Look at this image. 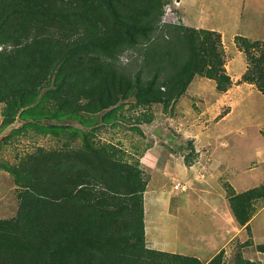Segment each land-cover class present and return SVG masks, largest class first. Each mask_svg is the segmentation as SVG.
<instances>
[{"label":"trees","instance_id":"1","mask_svg":"<svg viewBox=\"0 0 264 264\" xmlns=\"http://www.w3.org/2000/svg\"><path fill=\"white\" fill-rule=\"evenodd\" d=\"M168 2L0 0V133L21 120L18 133L28 128L59 143L17 165L0 163L19 202L14 218L0 219V264H203L147 246L148 181L140 163L96 141L100 128L126 120L124 102L131 98L146 111L136 125L149 124L150 108L167 111L197 76L215 81L219 93L231 88L221 34L186 26L180 8L183 23L160 29ZM234 42L248 61L244 82L264 95V41L237 35ZM226 191L235 221L250 231L264 185ZM258 247L264 252V244ZM223 258L220 251L207 264H224Z\"/></svg>","mask_w":264,"mask_h":264},{"label":"rangeland","instance_id":"2","mask_svg":"<svg viewBox=\"0 0 264 264\" xmlns=\"http://www.w3.org/2000/svg\"><path fill=\"white\" fill-rule=\"evenodd\" d=\"M197 1H199V7L205 10V5L209 4L210 0ZM212 1H215L214 5H218V7L226 5L222 2L223 0ZM237 1L245 4L243 7L241 2L238 3L243 23H237L232 19V25L223 29L225 41L228 43L229 57L232 59V65L229 64V68L228 70L226 68V71L227 73L230 72L233 77L241 73L245 66L246 73L249 67L245 53H237L234 51V46L230 45L235 39H232L233 36L235 34L249 33L264 39V0L258 2L256 0ZM179 7L181 8V2ZM188 13L192 20L199 16L200 10L195 7L189 10ZM225 15L224 13L221 16L217 15L223 26H226L225 23L231 24ZM224 51L226 63V50ZM132 56L135 58L138 55L134 52ZM137 61L132 65L140 64L142 59ZM243 75L237 83H234V85L232 83L229 89L230 92L224 95L223 103L220 100L222 104H219L216 99H213V101L205 99L192 101L187 97L185 102H181L179 108L175 109L173 113V117L176 119L175 123L172 124L169 121L168 124L171 126H167L168 129L164 126H158V131L160 132L166 131L168 133L171 132L170 134H175L179 138L177 141L184 143L183 147L185 148L188 142L183 140V134L189 130L191 125L193 127L203 126L216 129V124H224L225 126L222 128L225 130H219V132L227 134L225 136L226 142L224 143L228 151L225 150L223 154L226 155L229 166L227 169L223 168L219 171L222 176L224 175V180L222 178L218 180V183L219 186L222 185L225 191L227 185H231L239 191L264 185V95L256 85L244 82ZM196 78L207 80L204 85L208 89L210 88L211 90L214 87L213 81L209 82L207 78L200 76ZM186 100H191V103L189 101L186 102ZM4 107L5 104L0 103V128L4 119ZM189 110L190 112L193 111V123L191 117L187 120ZM157 111L166 112L163 106L156 105L154 108H150L149 114L151 112L154 114ZM145 112V108L136 106L134 98L129 99L124 102L122 114L126 120L118 122L115 126L100 128L96 135V141L101 144L111 143L122 148L124 160L130 163L138 161L144 173V178L149 184L152 181V176L149 173L151 169L142 163L141 156L143 157L152 147V149H155L154 147L157 146L158 149L159 146H165L166 144L156 137L151 136L149 138L145 134L146 130L143 123L136 125V118ZM221 114L228 115L220 121L218 118ZM131 115H134L133 118ZM186 115L187 117H185ZM199 115L203 117L198 118ZM40 123L44 126L57 124V122L47 120H43ZM159 123L163 124L160 121ZM24 124L23 121L17 120L0 133V163L14 166L19 164L25 155L34 153L38 148L51 150L59 147L57 139L52 136L44 137L32 129L26 128L18 133V129L23 127ZM62 124L79 127L78 123L72 121H66ZM134 124L140 132L136 131L134 133L131 131ZM177 125L179 129L175 127ZM170 137L175 139L173 136ZM162 140H165V137ZM167 145L170 146L171 143L168 142ZM178 155L181 160L184 157L186 158L187 169L190 170L188 161L192 160L191 149H182ZM198 162L196 161L194 164ZM204 164V161L203 163H198L195 170L188 172L190 177L186 179L180 178L177 180L171 176L163 179L160 172L153 175V181L146 196V203H148L146 204L148 210V244H146L150 248L163 250V252H174L187 256L199 255L202 260L209 258V256L214 258L220 251H223L224 264H241L242 259L264 264V252H261L260 247H258L264 244V199L253 202L256 213L250 224L251 230L241 231L242 229L238 224H234L229 217V211L231 210L228 207V195L225 200L214 201L220 205L223 202L224 205H227L229 211L224 208L214 213L212 207L210 208L206 204V195L199 192L201 186L198 184L200 183H193L194 172L197 174L201 173V176H206L205 172L209 171V165L204 166ZM179 183L187 185V192L179 193L174 190V186ZM171 188L173 194L169 198ZM15 189L13 178L6 171L0 169V219H12L17 215L19 202L15 195ZM176 202H178L179 206L177 212L174 211ZM248 240L252 241V243L247 244Z\"/></svg>","mask_w":264,"mask_h":264},{"label":"crops","instance_id":"3","mask_svg":"<svg viewBox=\"0 0 264 264\" xmlns=\"http://www.w3.org/2000/svg\"><path fill=\"white\" fill-rule=\"evenodd\" d=\"M181 1V13L183 14V17L185 18V23L187 24L186 26L189 27H193V28H197V29H205V30H211V31H216L218 33L221 34L222 36V43L224 45V50H226V68L228 70V65H232V59L229 57V52H228V43L225 41V37H224V32L223 29L224 28H229L232 25V19L235 22H242L241 19H243L242 15H240L241 10L238 8V3H240L241 1H237V0H223L222 2L226 5H223L222 7L218 5H214L215 1H212V3L206 4L205 5V10L199 7V1L197 0H180ZM247 1H251V0H247ZM257 2L260 0H256ZM242 3V2H241ZM243 7L245 6L244 3H242ZM199 8L200 10V14L197 18H193L191 20L190 14L188 13L189 10L193 9V8ZM207 11V14H206ZM222 13L226 14L225 17L226 19H229V21L231 22V24L225 23L226 26H223V24L220 22L219 18H217L218 16H221ZM221 18V17H220ZM245 22V21H244ZM243 23V22H242ZM241 36H244L250 40H264V39H260V37L253 35H250L249 33H244V34H240ZM235 36H237V34H235L233 36L232 39L235 38ZM230 45L234 46V51H236L239 54H243V52L239 51V49L236 47V44L234 41H232V44L230 43ZM245 65H246V60L244 61ZM246 70V66L245 69L239 73L238 75H235V77H233V75L228 72V74L231 76L232 78V82L233 85L234 83H237L238 80H240L241 76L245 73ZM203 81V82H202ZM209 82H212L213 80H209ZM204 82H207V80H203L200 78H196L191 86L189 87V89L187 90V92L178 100L177 103H175V105H172L168 111H166L165 113H163L162 111L159 112H155V116L152 120L151 123L149 124H144V128L146 130V135L150 138L152 137H156L158 140L163 141L166 145L165 146H159V148L157 149V146L154 147L155 149L150 148L144 155L143 157L141 156V161L142 163H144L146 166L150 167L151 171H149V173L152 176V181H153V175L156 173H161L163 176V179L166 177H173L174 179L179 180L181 179H186L190 176H188V172L191 170H195V168H197V164L199 163H203L204 161V166L209 165L208 166V170L206 171V176H201L200 174H197L194 172L193 175V183H200L198 185H200L201 187L199 188V192H202L203 195H206V204H208V206L213 209V212L215 213L218 210H222L224 208H227V210L229 211L230 207L228 204L224 205L223 202H221V205L216 201H221V200H225L227 197V193L225 191V189L222 187L221 185V181H220V185L218 183V180L222 179L224 180V175L222 176V173H219L220 170H222L223 168H228L229 164L227 159H226V155L223 154V152L225 150L228 151V149L226 148V145L224 142L225 141V136L227 134H223L219 132L223 131L225 129H223L222 127H224V124L218 123L216 124V129L215 128H205L203 126L199 127V126H194L191 125L189 130L183 134V140L188 142L186 144V147H183L184 143H180L179 141H177L179 138L175 135V134H170L166 131L160 132L158 131V126H164L165 128L168 129L167 126H171L168 124L169 121H171V123H175L176 119L175 117H173V113L175 111V109L179 108V104L181 102H185V99L188 97L190 98L192 101H199V100H210L213 101V99H216L219 104L223 103V98L224 95L228 94L230 91H227L225 93H219L216 90V83L215 81H213L214 83V87L210 90V88L208 89L207 86L204 85ZM218 97H220L219 99H217ZM191 100H186V102H190ZM221 100V102H220ZM202 104V103H201ZM193 111L188 112V118L187 120H189V118L191 117L192 123H193ZM203 114V113H202ZM229 114V113H228ZM227 114V115H228ZM204 115V114H203ZM225 114H221L219 115L220 121L223 120L224 118H226ZM187 117V115L185 116ZM202 115H199L198 118H202ZM197 118V119H198ZM163 122L162 123H159ZM219 121V122H220ZM191 123V124H192ZM221 126V127H220ZM176 128L179 129V126H175ZM148 130V131H147ZM228 130V129H226ZM170 131V130H169ZM179 133V132H178ZM180 134V133H179ZM170 136L175 137V139L171 138ZM165 137V140H162ZM171 143L170 146H168L167 144ZM191 144V145H190ZM186 148H190L191 152H192V160L188 161L189 164V168H191L190 170L187 169V163H186V158L184 157V159H180L178 158V153H180V151L182 149H186ZM157 152V153H156ZM196 161L198 162L197 164ZM225 169V170H226ZM176 180V181H177ZM152 181L149 182L148 187H147V191L145 192V229H146V243H147V225H148V221H147V215H148V210L146 208V196L149 193L150 187H151V183ZM175 181V182H176ZM205 188V189H204ZM193 189V188H192ZM235 191L237 193H241L244 191H239L237 188H234ZM171 194H173L172 192V188L170 189V196H168L169 198L171 197ZM176 204V208H175V212H177L179 206H178V202L175 203ZM226 204V202H225ZM221 207V208H220ZM220 214V213H219ZM229 217L231 219V221L237 225V222L235 221L231 211H229ZM222 218V217H220ZM241 228V227H240ZM243 230H245L244 228H241ZM148 244V243H147ZM148 246V245H147ZM150 248V247H149ZM154 249V248H152ZM160 251V250H159ZM163 251V250H161ZM167 252V251H165ZM169 253H174V252H169ZM184 255V254H181ZM187 256V255H185ZM190 257H195L197 259H199L202 263L207 264L208 262H210L213 258V256H209V258L202 260L201 256L199 255H195V256H190Z\"/></svg>","mask_w":264,"mask_h":264},{"label":"built area","instance_id":"4","mask_svg":"<svg viewBox=\"0 0 264 264\" xmlns=\"http://www.w3.org/2000/svg\"><path fill=\"white\" fill-rule=\"evenodd\" d=\"M180 3L174 0L173 3H168L164 6V14L160 22V29L164 27V25L167 24H173V25H180L183 23L184 18H181L180 14L177 12V9L179 8ZM128 53H126L123 57L122 60H126ZM174 189L176 192H186L187 191V186L185 184H177L174 186Z\"/></svg>","mask_w":264,"mask_h":264},{"label":"clouds","instance_id":"5","mask_svg":"<svg viewBox=\"0 0 264 264\" xmlns=\"http://www.w3.org/2000/svg\"><path fill=\"white\" fill-rule=\"evenodd\" d=\"M176 1H178L179 3L181 2L180 0H176ZM174 2V0H172V1H169L168 3H173ZM167 3V4H168ZM180 8V7H179ZM237 47V46H236ZM232 79V78H231ZM182 184V183H181ZM187 186V185H186ZM175 190V189H174ZM188 190V189H187ZM247 190H249V189H247ZM246 191V190H245ZM187 192V191H186ZM183 193V192H182Z\"/></svg>","mask_w":264,"mask_h":264}]
</instances>
